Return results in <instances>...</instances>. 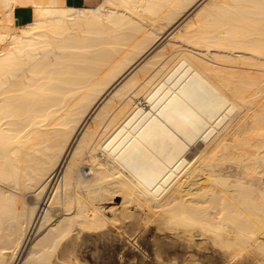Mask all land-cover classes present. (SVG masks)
Segmentation results:
<instances>
[{
  "label": "bare ground",
  "instance_id": "6f19581e",
  "mask_svg": "<svg viewBox=\"0 0 264 264\" xmlns=\"http://www.w3.org/2000/svg\"><path fill=\"white\" fill-rule=\"evenodd\" d=\"M0 10V264H264V0Z\"/></svg>",
  "mask_w": 264,
  "mask_h": 264
},
{
  "label": "rangeland",
  "instance_id": "374dc122",
  "mask_svg": "<svg viewBox=\"0 0 264 264\" xmlns=\"http://www.w3.org/2000/svg\"><path fill=\"white\" fill-rule=\"evenodd\" d=\"M100 1L101 0H94V2H92L91 5L94 6L98 4ZM119 201H120L119 199H116V202H119ZM126 228L128 229L126 230ZM126 228L118 229L119 231H121V233L117 230V233L110 234L109 236L104 237V238L96 237L95 238L96 240L93 243H88L83 249L84 254H85L83 264H157L158 258L156 257V254H157L156 250L158 248L155 246L153 236L148 234L147 235L148 239H147L145 235L144 236L142 235L143 237H141V234L138 235L139 233L138 231L136 232L132 230L130 227H126ZM129 231L131 232V234L133 233L134 235L133 234L132 236L129 235L130 234ZM125 235L128 238L125 237ZM128 235L130 236V238ZM109 237L110 239H108ZM121 237L122 239H120ZM123 242L125 243V245ZM96 246H97V249H95ZM93 251L97 253V255L95 253L92 254L94 259L91 256V253H93Z\"/></svg>",
  "mask_w": 264,
  "mask_h": 264
},
{
  "label": "crops",
  "instance_id": "0c3cea01",
  "mask_svg": "<svg viewBox=\"0 0 264 264\" xmlns=\"http://www.w3.org/2000/svg\"><path fill=\"white\" fill-rule=\"evenodd\" d=\"M58 2L68 6H87V5H91L92 2H94V0H58ZM15 11H14V16L17 26L25 25L32 21L34 16L33 8L17 7Z\"/></svg>",
  "mask_w": 264,
  "mask_h": 264
}]
</instances>
